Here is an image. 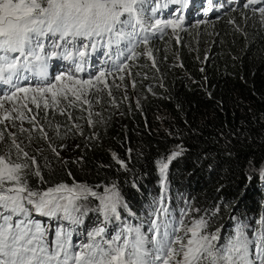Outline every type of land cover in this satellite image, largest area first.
Listing matches in <instances>:
<instances>
[{
  "label": "trees",
  "instance_id": "obj_1",
  "mask_svg": "<svg viewBox=\"0 0 264 264\" xmlns=\"http://www.w3.org/2000/svg\"><path fill=\"white\" fill-rule=\"evenodd\" d=\"M237 1L233 6L234 0H145L149 23L177 15L183 20L175 32L168 27L155 35L148 33L147 47L152 49L155 67L144 55L142 43L135 48V58L127 59L123 72L115 70V49L110 50L104 41L98 43L94 56L92 49L80 47L79 39L67 44L75 62L85 68L77 74L81 78L96 70L111 72L107 83L111 96L106 87L95 92L100 103L91 108L92 126L87 111L69 109L74 120L54 116V123L71 129L66 134L62 128L60 135L49 130L50 141L40 139L38 132L32 134L31 142L24 138L21 146L36 156L45 179L41 184L31 175L30 186L76 182L98 193L114 189L123 200L118 206L119 219L113 217L107 224V237L127 226L152 237L150 227L158 217L151 212L160 202L175 222L205 219L207 232L219 230L222 241L234 235L238 225L246 226L250 253L257 254L250 259L261 264L264 16L259 9L264 0L247 7L246 0ZM197 26L203 32L192 33ZM78 50L85 55L80 57ZM73 58L50 60V77L74 69ZM113 76L117 82L121 76L129 77L132 90L124 91V79V84L116 86ZM5 125H0L5 137L0 142L3 153L11 149L8 132L17 131L10 125L5 130ZM24 127L31 126L25 123ZM172 153L178 155L173 158ZM161 162L168 163L165 174L160 171ZM88 203L96 208L99 201L89 197ZM102 220V215L90 210L80 224L53 218L49 228L71 231L76 245L85 242L87 233ZM48 238L51 241L53 236Z\"/></svg>",
  "mask_w": 264,
  "mask_h": 264
},
{
  "label": "snow or ice",
  "instance_id": "obj_2",
  "mask_svg": "<svg viewBox=\"0 0 264 264\" xmlns=\"http://www.w3.org/2000/svg\"><path fill=\"white\" fill-rule=\"evenodd\" d=\"M257 2L247 0L244 6ZM144 3L145 0H0V125L7 121L5 130L9 125L17 129L8 132L15 152L0 151V264H254L250 256L257 254L250 253L252 242L244 233L246 226L238 225L235 234L222 241L219 230L207 232L205 219H193L189 224L175 222L160 202L151 212L158 217L150 227L152 237L131 226L107 237L108 222L113 217L119 219L117 191L105 188L98 193L76 182H60L47 188L29 184L31 175L38 177L41 184L45 179L36 156H30L21 146L24 138L31 142L32 134L38 132L40 139L50 141L49 130L60 135L62 128L66 134L71 129L54 123V116L66 115L74 120L69 109L87 111V122L92 126L91 108L100 103L95 97V92L100 91L96 84L111 75L101 69L81 78L77 74L85 68L75 62L66 45L79 39L82 49L95 50L104 41L110 50L115 49V70L123 72L128 67L127 59L135 58V48L142 43L144 55L155 67L152 49L147 47L148 33L155 35L168 27L175 32L183 23L179 15L149 23ZM259 12L264 16V7ZM78 55L83 57L85 52L78 50ZM56 58H73L74 69L50 77L49 61ZM33 80L38 83L33 85ZM108 94L111 96V91ZM25 123L31 127L25 128ZM72 127L80 130L78 124ZM4 138L0 131V142ZM52 151L59 156L55 148ZM176 155L171 154L173 158ZM117 162L123 166L122 161ZM167 167L168 163L161 162L162 174ZM89 197L99 201L95 209L81 203ZM90 210L102 215L103 220L87 233L85 242L76 245L71 231L57 226L53 232L35 219L42 216L80 224ZM181 232L183 235L178 234ZM49 234L53 236L51 241ZM258 255L264 264V236Z\"/></svg>",
  "mask_w": 264,
  "mask_h": 264
},
{
  "label": "rangeland",
  "instance_id": "obj_3",
  "mask_svg": "<svg viewBox=\"0 0 264 264\" xmlns=\"http://www.w3.org/2000/svg\"><path fill=\"white\" fill-rule=\"evenodd\" d=\"M229 1H231V0H229ZM247 1V0H246ZM238 2L239 1H237V0H234V2L232 3L233 4V6H237V4H238ZM203 30H204V28H200V26H197V28H195V29H193L192 30V33H197V32H203ZM78 40V39H77ZM77 40H75L74 42H76ZM73 42V43H74ZM83 43H84V41H83ZM98 45L99 44H97V46H96V49L95 50H92L91 51V55L92 56H94L96 53H98L97 51H99V47H98ZM88 53H89V50L87 51ZM97 72H98V70H96L95 72H94V74H97ZM82 74V73H81ZM111 76V75H110ZM109 75H107L106 77H105V82H97V84H96V87L97 88H100V87H105V83L107 84L108 83V80H109V77H110ZM116 79V80H115ZM113 80H115V85L117 86V84H120V82H121V84H124L123 83V81L125 80V85H123L124 86V91L125 92H128V91H131L132 90V86H131V83H130V81H129V77H127V76H125L124 77V80H120L119 82H117V78L116 77H114L113 76ZM33 84V83H32ZM33 85H35V84H33ZM122 86V87H123ZM106 89H108V87H106ZM108 91H109V89H108ZM17 103H19V102H17ZM8 106H10V105H8V104H6V107H8ZM123 199L120 197V202L122 201ZM81 203H84L85 205H87V204H89L88 203V200L87 201H81ZM88 207L90 208V209H95L92 205H88ZM117 211H118V208H117ZM36 218V217H35ZM38 218V217H37ZM39 219H42L41 221H44L45 222V224H46V226H48V227H51L50 225H51V221H52V219H48V218H39ZM53 224V223H52Z\"/></svg>",
  "mask_w": 264,
  "mask_h": 264
},
{
  "label": "bare ground",
  "instance_id": "obj_4",
  "mask_svg": "<svg viewBox=\"0 0 264 264\" xmlns=\"http://www.w3.org/2000/svg\"><path fill=\"white\" fill-rule=\"evenodd\" d=\"M218 5V4H217Z\"/></svg>",
  "mask_w": 264,
  "mask_h": 264
}]
</instances>
